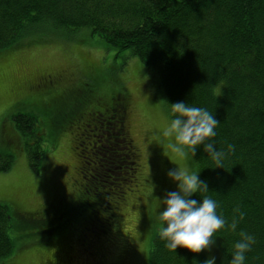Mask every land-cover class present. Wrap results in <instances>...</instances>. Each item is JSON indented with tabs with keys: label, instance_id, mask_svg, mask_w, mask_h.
I'll list each match as a JSON object with an SVG mask.
<instances>
[{
	"label": "trees",
	"instance_id": "trees-1",
	"mask_svg": "<svg viewBox=\"0 0 264 264\" xmlns=\"http://www.w3.org/2000/svg\"><path fill=\"white\" fill-rule=\"evenodd\" d=\"M87 29L107 50H127L137 56L144 75L141 83L150 100L160 92L166 110L168 103L185 101L206 108L219 122L216 135L209 139L217 149L227 151V145H233L223 168H213L202 145L193 155L188 152L185 168L199 170V178L209 188L189 198L214 199L226 224L213 233L210 253L181 246L174 252L164 246L158 236L157 212L163 207L160 198L175 190L176 183L168 177L149 196L143 191L146 180L139 174V149L128 127L129 94L122 87L104 97L71 95L76 106L66 113V122L81 116L69 202L71 206L75 198L74 206L66 214L60 210L61 201L47 205L42 217L58 222L67 216V223L69 216L80 213L79 208L89 206L81 224L88 223L83 228L100 238L131 194L144 202L145 264H203L209 256L215 257V264H227L241 229L255 236L244 264H264V0H0V55L41 39L42 30ZM83 60L82 74L104 84L95 60L84 56ZM37 76L30 87H47L45 91L61 79L48 73ZM96 100L101 101L91 103ZM87 104L90 107L84 111ZM13 118L22 135H32L36 141L32 148L25 141L31 167L36 168L44 153L38 144L36 118L18 114ZM11 163L12 156L0 152V172ZM237 205L244 217L232 230L228 225L238 216L233 212ZM100 216L104 222L98 220ZM10 217L8 206L0 204V260L13 247ZM85 235L82 230V239Z\"/></svg>",
	"mask_w": 264,
	"mask_h": 264
},
{
	"label": "rangeland",
	"instance_id": "rangeland-1",
	"mask_svg": "<svg viewBox=\"0 0 264 264\" xmlns=\"http://www.w3.org/2000/svg\"><path fill=\"white\" fill-rule=\"evenodd\" d=\"M42 31L45 33L40 34L41 39L0 55V152L12 156L8 170L0 172V204L11 211L8 234L13 242L10 255L0 264H145L146 212L144 202L133 199L131 194L100 238L84 229L88 223L81 224L89 206L79 208L80 213L69 216L67 223V216L58 222L42 217L47 205L56 206L61 201L60 210L66 214L74 206L75 198L72 207L69 202L74 191V146L81 116L66 122V113L76 106V97H70L75 93L81 98L104 97L114 89L127 90L129 133L139 149V174L146 180L143 191L147 196L168 179L170 168L187 167L189 154L177 158L167 147L168 140L159 137L166 123V109L160 92L157 99L147 97L137 56L127 50H107L97 36H90L89 29L74 33ZM83 56L95 60L103 72L104 84L82 74ZM44 73L60 75L61 79L52 81L54 86L47 91L43 86L30 87L37 75ZM53 91L61 93L55 95ZM98 101L101 100L91 103ZM88 107H83L84 111ZM17 114L37 120L38 144L44 153L36 168L31 167L27 154L36 141L28 135L23 137L15 127L13 116ZM98 220L104 222L102 216ZM82 230L86 234L83 239ZM211 247L204 252L210 253Z\"/></svg>",
	"mask_w": 264,
	"mask_h": 264
},
{
	"label": "clouds",
	"instance_id": "clouds-1",
	"mask_svg": "<svg viewBox=\"0 0 264 264\" xmlns=\"http://www.w3.org/2000/svg\"><path fill=\"white\" fill-rule=\"evenodd\" d=\"M166 123L159 130L161 140H168L167 147L177 158H185L188 152L195 153L196 146L202 145L203 150L215 167L223 168V161L227 151L233 145H227V151L217 149L214 141L209 138L216 135L215 127L219 123L206 108L193 106L185 101L168 103ZM198 171L185 167L170 168L166 175L176 183V189L168 191L160 198L162 208L157 212L159 223L158 236L164 241V246L175 252L177 246L184 247L191 252L198 253L209 249L214 243L213 233L225 226L222 214H217V202L205 195L199 200L189 198L193 193H204L209 190L208 184L198 176ZM234 215L228 225L236 230L239 219H243L242 212L237 205L233 209ZM239 237L234 242L231 259L227 264H244L245 253L255 243L254 234L239 231ZM203 264H215V257L209 256Z\"/></svg>",
	"mask_w": 264,
	"mask_h": 264
}]
</instances>
